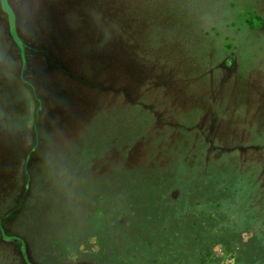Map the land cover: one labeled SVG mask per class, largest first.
Here are the masks:
<instances>
[{
  "label": "rangeland",
  "instance_id": "obj_1",
  "mask_svg": "<svg viewBox=\"0 0 264 264\" xmlns=\"http://www.w3.org/2000/svg\"><path fill=\"white\" fill-rule=\"evenodd\" d=\"M0 98V264H264V0H0Z\"/></svg>",
  "mask_w": 264,
  "mask_h": 264
},
{
  "label": "trees",
  "instance_id": "obj_2",
  "mask_svg": "<svg viewBox=\"0 0 264 264\" xmlns=\"http://www.w3.org/2000/svg\"><path fill=\"white\" fill-rule=\"evenodd\" d=\"M4 1V0H3ZM5 5V4H4ZM6 7V6H5ZM7 8V7H6ZM8 9V8H7ZM11 88H10V84L9 83H7V82H5V85H1V90H3V91H8V93H10L11 92V90H10ZM7 95V94H6ZM3 102V100L1 101V98H0V104ZM4 105V104H3ZM4 112V114L6 115V112L5 111H3ZM6 116H8V115H6ZM6 119H8V117L7 118H5V119H3V120H1L0 119V135H3V136H0V146H5V145H7L5 142H6V140H7V137L9 136L8 134H9V129H10V127L11 126H9V123H7L6 122ZM2 147H1V149H2ZM5 148V147H4ZM2 152H6L5 154L6 155H3L2 153H0V155L1 156H4L3 157V160H2V162H0V165H2V163H4V164H7L8 165V169H6V168H3V167H1L0 166V178L1 177H3V178H1V179H3L4 181H7V183L9 184V186H10V189H9V191H8V193L10 194H8V193H6V192H2L1 194H2V196L3 197H6L7 195H9V196H13V195H15V187L16 186H20L21 185V181H19L18 183H17V176H18V170L16 169V168H14V167H12V164L13 163H9V160H11L12 161V157H15L16 155H15V153L14 152H12V154L11 153H8L7 151H2ZM9 156V157H8ZM79 159V158H78ZM27 160V158L25 159V161ZM6 162V163H5ZM27 162H28V160H27ZM70 164L71 165H73V166H77L78 164H79V162H77V158H76V160L75 159H72V160H70ZM24 165L26 166L27 164L26 163H24ZM66 173H68L67 175H69V177L70 176H78V174H75V172H66ZM81 173V172H80ZM84 174V173H83ZM88 174L90 175L91 173H89L88 172ZM81 175H79V177H80ZM30 177H31V175H30ZM30 177L29 176H27V175H25V173L23 174V184H24V186L22 187L23 188V193L25 194V192H28V188H29V185H30V183H29V180H30ZM84 178V177H83ZM142 178L143 179H145V180H148V178H147V176H145V175H142ZM81 179H82V176H81ZM40 180H41V184H44V182H46L47 181V177L44 175V174H42L41 175V178H40ZM81 181V180H80ZM34 185V184H33ZM35 187V186H34ZM37 187H40V186H36V188ZM21 188V189H22ZM36 188H32L33 189V193H37V196H39L40 195V192H38L37 190H35ZM12 191V192H11ZM42 193H44V192H42ZM139 193H141V191L139 192ZM23 194V195H24ZM94 194V193H93ZM13 198V197H12ZM8 201V203L11 201V198H6ZM96 200V198H94V201ZM25 218H27V217H25ZM35 236H38V234H36V233H34V232H32V233H29V234H27V238L29 237V238H33V237H35ZM17 237V236H16ZM17 239H19V241L23 244L22 245V260H21V264H37V263H35V262H32V260H31V258H30V256H29V252H28V250H27V248L26 247H24V243H25V238H23L22 236L20 237V236H18L17 237ZM40 250V249H39ZM31 251H33V250H31ZM40 264V263H39ZM41 264H45V263H41Z\"/></svg>",
  "mask_w": 264,
  "mask_h": 264
}]
</instances>
